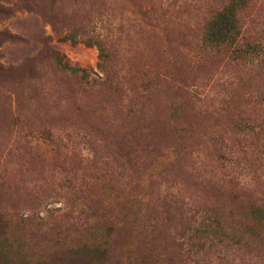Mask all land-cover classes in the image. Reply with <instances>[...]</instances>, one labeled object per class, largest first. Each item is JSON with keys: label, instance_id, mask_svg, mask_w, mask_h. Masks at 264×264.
I'll return each instance as SVG.
<instances>
[{"label": "rangeland", "instance_id": "rangeland-1", "mask_svg": "<svg viewBox=\"0 0 264 264\" xmlns=\"http://www.w3.org/2000/svg\"><path fill=\"white\" fill-rule=\"evenodd\" d=\"M0 216V264H264V0H0Z\"/></svg>", "mask_w": 264, "mask_h": 264}, {"label": "trees", "instance_id": "trees-1", "mask_svg": "<svg viewBox=\"0 0 264 264\" xmlns=\"http://www.w3.org/2000/svg\"><path fill=\"white\" fill-rule=\"evenodd\" d=\"M221 19L222 21H229L228 19ZM224 25L228 24L224 23ZM98 66L100 68L103 67L100 63L98 64ZM1 223L3 224V222ZM111 232L112 229L110 228L108 229V232L105 237L102 239H96V241H94L93 243H86L79 247H72L71 249H66V251L64 252L65 256H70L73 259L72 264H105L107 262L109 253L107 239L111 236ZM137 264H148L147 258L143 257L140 262H137Z\"/></svg>", "mask_w": 264, "mask_h": 264}]
</instances>
